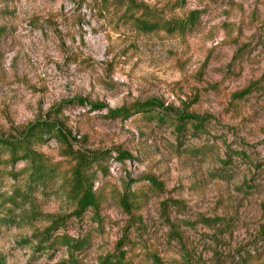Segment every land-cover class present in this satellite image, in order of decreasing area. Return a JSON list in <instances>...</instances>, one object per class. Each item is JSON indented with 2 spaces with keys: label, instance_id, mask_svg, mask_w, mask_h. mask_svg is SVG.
Instances as JSON below:
<instances>
[{
  "label": "rangeland",
  "instance_id": "1",
  "mask_svg": "<svg viewBox=\"0 0 264 264\" xmlns=\"http://www.w3.org/2000/svg\"><path fill=\"white\" fill-rule=\"evenodd\" d=\"M131 1L160 21L192 11L197 19L184 32H143L118 0H0V136L19 138L42 120L66 136L34 146L58 167L44 185L26 188L25 163L0 154V256L98 264L127 231L133 264H153V255L164 264H264V0ZM146 100L164 109L106 115ZM182 113L208 118L179 129ZM69 148L106 153L90 169L99 207L54 233L87 240L73 259L59 240L36 250L33 236L46 215L74 207ZM15 190L18 205H3ZM126 190L132 215L119 206Z\"/></svg>",
  "mask_w": 264,
  "mask_h": 264
},
{
  "label": "trees",
  "instance_id": "2",
  "mask_svg": "<svg viewBox=\"0 0 264 264\" xmlns=\"http://www.w3.org/2000/svg\"><path fill=\"white\" fill-rule=\"evenodd\" d=\"M108 1L109 0H102V5H106ZM118 2L124 4L125 6L124 15H128L129 13V18H131L133 23L136 24L137 29L143 32H151L161 28L169 32H184L188 28L192 27L197 19L195 15L196 11H192L189 16L184 19L160 21L155 18V15L152 16L145 13L143 9L139 8V4H136L134 1L118 0ZM139 10L141 11L138 15H136V12ZM250 88L251 85L247 86L245 89L236 92L233 97L238 99L242 98L244 95L248 94ZM78 102L82 103V99H79ZM90 106L94 110H101L107 107L100 103H92ZM158 107L163 108L162 104H159L156 101H138L133 103L130 107L123 106L119 109L108 108L106 115L127 119L135 112H148L149 110ZM175 117L177 119V127L179 129H183L184 126H186V123L191 121L194 129L196 130L199 129L203 122L208 118L207 116L199 117L187 113L178 114ZM170 119L172 121L174 120L173 118ZM44 135H59L63 140H66V136L62 130H58L56 124L48 120H42L35 123L19 138L9 139L0 136V154L3 152L9 153V159L12 163L18 161H23L25 163L24 168L20 170V172H25L24 179L26 180V188H31L41 184L44 185L53 180L58 174L57 164L51 162L45 155L38 152L34 147L36 144L44 142ZM69 149L70 151L68 153L74 163L70 168L69 175L67 176V191L73 200L74 207L68 216L52 214L46 215L48 223L47 226H45L41 231L34 233L33 236L37 240L36 250L42 251L50 248L59 240L68 250L71 255V259H73L74 251L82 250L85 247L87 240L83 238H73L67 234L55 236L54 233L65 224L68 217L73 216L75 218H81L82 214L88 209L92 208L96 211L99 207L98 197L94 189V172H91L90 169L94 164H99L98 160L100 158H104L106 153H89L80 149ZM118 155L119 158L117 159L119 161H123L124 157L122 155L120 156V154ZM145 179L155 189L163 188V183L158 181L154 176H146ZM16 191L19 190H15L14 194L8 196V198L3 202V205L6 203L18 205L17 197L19 195L15 193ZM133 198L134 197L131 195L130 190H126L122 193L119 199V206L121 209L130 215H132V210L136 206ZM168 202L169 201H164L161 203L163 205V211L166 209ZM8 210H11V208H8ZM2 221L6 222L8 220L3 219ZM171 232L175 233L173 228H171ZM126 237L127 231H125L116 241L113 252L102 256L98 264H133L127 259V250L124 248L127 244ZM152 262L153 264H164L157 255L152 256ZM0 264H6L4 257L0 256Z\"/></svg>",
  "mask_w": 264,
  "mask_h": 264
}]
</instances>
